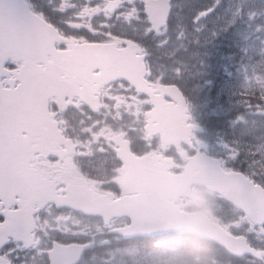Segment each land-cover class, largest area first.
Returning a JSON list of instances; mask_svg holds the SVG:
<instances>
[{"label":"snow or ice","instance_id":"1","mask_svg":"<svg viewBox=\"0 0 264 264\" xmlns=\"http://www.w3.org/2000/svg\"><path fill=\"white\" fill-rule=\"evenodd\" d=\"M187 157L264 264V0H0V264H157Z\"/></svg>","mask_w":264,"mask_h":264},{"label":"rangeland","instance_id":"2","mask_svg":"<svg viewBox=\"0 0 264 264\" xmlns=\"http://www.w3.org/2000/svg\"><path fill=\"white\" fill-rule=\"evenodd\" d=\"M238 56L239 50L234 43L230 42L229 38L218 37L216 54L213 59V76L217 81L218 87L224 86L229 82L234 88L238 86L239 80L235 78L234 67L231 63V58ZM229 72L233 73V77L228 76ZM224 98L227 99V96ZM194 197L197 203L210 201L216 205V197H209L200 191H196ZM186 238L183 234L166 237L165 246L158 254L157 264H210L209 262L205 263L206 259L204 258V256L210 254L207 246L198 244L197 246H200L201 250L200 247L194 250V248L190 247L191 245L187 246L190 243L187 241L189 238L186 240L187 245L182 243Z\"/></svg>","mask_w":264,"mask_h":264},{"label":"water","instance_id":"3","mask_svg":"<svg viewBox=\"0 0 264 264\" xmlns=\"http://www.w3.org/2000/svg\"><path fill=\"white\" fill-rule=\"evenodd\" d=\"M193 160H196V158ZM193 160L191 161L187 174L181 177L178 184L175 186L173 194H188L187 191L194 184L206 186L207 188L214 190L201 159L199 161ZM199 166L200 170L196 171V167ZM171 207L172 206L169 205L168 212L163 217L162 222L158 225L163 233L189 229L202 238H207L213 241L217 240V226L207 216L200 213H183L176 209H172Z\"/></svg>","mask_w":264,"mask_h":264},{"label":"flooded vegetation","instance_id":"4","mask_svg":"<svg viewBox=\"0 0 264 264\" xmlns=\"http://www.w3.org/2000/svg\"><path fill=\"white\" fill-rule=\"evenodd\" d=\"M190 157H187L186 158V162H185V166H184V169H183V172L186 170V167H187V164H188V159ZM182 172V173H183ZM195 188V187H194ZM202 192L204 194H206L207 196H213L215 197V193H212V192H209L207 190H202ZM193 199L194 198H191V197H183V196H179L176 198L175 200V203L179 206V208L181 209H185V210H190L191 208V202H192V205H193V208H197L198 206L201 207L200 210L201 211H205L208 215H210L212 218L216 219V216H215V212H216V205L214 204V202H210V201H205L203 204H199L198 206H196V204H193ZM194 209V210H195ZM197 210V209H196ZM202 244L207 246V245H210L214 248V251H215V245L207 242V241H202ZM206 257V256H205Z\"/></svg>","mask_w":264,"mask_h":264}]
</instances>
